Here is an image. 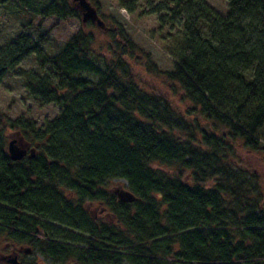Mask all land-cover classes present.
Returning a JSON list of instances; mask_svg holds the SVG:
<instances>
[{"label":"trees","instance_id":"16d2710c","mask_svg":"<svg viewBox=\"0 0 264 264\" xmlns=\"http://www.w3.org/2000/svg\"><path fill=\"white\" fill-rule=\"evenodd\" d=\"M226 2L224 15L205 0L153 11L181 35L165 73L114 19L109 57L97 52L90 22L54 56L42 49L47 34L0 47V85L18 76L32 100L60 109L39 128L0 114V223L41 231L43 257L80 264H264V197L256 173L237 161V150L264 159V0ZM51 17L81 18L68 0H50L21 28L38 18L39 31ZM32 55L39 73L19 68ZM138 67L181 95L177 103L147 90ZM9 130L33 157L10 160ZM117 180L132 204L105 189ZM86 201L115 221L93 220ZM72 228L80 237L68 236Z\"/></svg>","mask_w":264,"mask_h":264},{"label":"rangeland","instance_id":"374dc122","mask_svg":"<svg viewBox=\"0 0 264 264\" xmlns=\"http://www.w3.org/2000/svg\"><path fill=\"white\" fill-rule=\"evenodd\" d=\"M72 5V1L68 0ZM96 9L100 20L104 23L105 29H100L95 24L93 28H86L96 35L97 52H101L104 57H109L106 46L109 38L107 31L113 26L114 19L122 26L125 33L130 37L133 44L142 49L144 53L149 54L150 61L156 66L157 71L162 73L169 72L173 63L176 61L175 54L179 48L181 35L177 25L165 23L161 25L160 13H154L159 7L169 5L171 0H87ZM206 3L218 14L224 15L227 11L226 0H205ZM50 0H16L5 6H0V47L8 45L14 38L27 33L32 38L40 34H47L46 40L42 44L43 51L48 56L56 55L62 44L75 34L82 26L80 20H70L57 22L55 18L46 19L40 30L36 31L33 27L37 25L38 18L34 19L33 25L28 30H23L21 26L25 24L28 18L35 17L38 11ZM81 16V15H80ZM20 69L33 73H39L35 57L32 55L24 60ZM137 75L141 84L145 85L147 90H154L164 97L175 101L181 95H172L169 86L160 82L154 75L149 74L145 68H137ZM60 112V109L54 105H41L32 100L24 88L23 80L15 75H8L5 81L0 85V114L15 120L23 118L31 120L36 127H42L46 121L52 120ZM7 144L12 139H20L21 136L16 131L5 132ZM26 143V142H24ZM237 161L241 166L247 168L249 172H254L258 176L259 189L264 197V159L263 156L243 150H237ZM123 181L117 180L108 182L105 189L111 193L115 189H121ZM61 229V228H60Z\"/></svg>","mask_w":264,"mask_h":264},{"label":"flooded vegetation","instance_id":"af4514ba","mask_svg":"<svg viewBox=\"0 0 264 264\" xmlns=\"http://www.w3.org/2000/svg\"><path fill=\"white\" fill-rule=\"evenodd\" d=\"M30 148L29 146V149ZM29 149H27V155L29 154ZM107 197H110V195ZM133 202L126 204H132ZM83 207L87 214L92 216L93 220H101L106 223L115 221L100 202L86 201L83 203ZM42 234L43 233L39 230L36 234L20 231L16 229L13 222L10 221L7 223H0V264H80L79 261L74 258L63 260L43 257L36 248ZM17 238L19 239L17 240ZM64 244L78 247V245L74 243L64 242ZM138 257L139 255L137 254V258ZM163 260L168 261L166 258ZM122 264L129 263L123 259Z\"/></svg>","mask_w":264,"mask_h":264},{"label":"water","instance_id":"95a60500","mask_svg":"<svg viewBox=\"0 0 264 264\" xmlns=\"http://www.w3.org/2000/svg\"><path fill=\"white\" fill-rule=\"evenodd\" d=\"M72 6L80 13L82 24H86L88 22L95 24L100 29H105L104 23L100 20L96 9L88 2L87 0H71ZM29 146L24 143L23 139H12L7 144V154L11 161H21L25 157H33L35 153V149H29V154L27 152ZM113 194L117 197L120 202L131 203L135 200V197L125 191L124 189H115Z\"/></svg>","mask_w":264,"mask_h":264},{"label":"bare ground","instance_id":"6f19581e","mask_svg":"<svg viewBox=\"0 0 264 264\" xmlns=\"http://www.w3.org/2000/svg\"><path fill=\"white\" fill-rule=\"evenodd\" d=\"M77 228H72V233H70L68 236L72 239H76L80 237L81 233L77 231Z\"/></svg>","mask_w":264,"mask_h":264}]
</instances>
